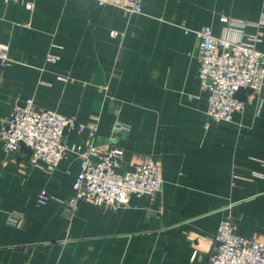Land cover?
<instances>
[{"label": "crops", "instance_id": "1", "mask_svg": "<svg viewBox=\"0 0 264 264\" xmlns=\"http://www.w3.org/2000/svg\"><path fill=\"white\" fill-rule=\"evenodd\" d=\"M221 17L244 23L241 40L264 51V0H142L141 13L96 0H0L11 58L0 66V128L13 103L32 98L95 124L93 134L68 131L67 143L103 146L114 134L122 169L152 155L163 181L121 209L80 200L69 210L77 155L48 171L0 142V264H206L223 215L264 242V177L254 175L264 174V84L244 89L243 109L225 121L207 113L198 77L197 30L239 37ZM41 190L48 200L36 205ZM11 211L16 223L5 221Z\"/></svg>", "mask_w": 264, "mask_h": 264}, {"label": "built area", "instance_id": "2", "mask_svg": "<svg viewBox=\"0 0 264 264\" xmlns=\"http://www.w3.org/2000/svg\"><path fill=\"white\" fill-rule=\"evenodd\" d=\"M96 1L101 5L116 6L127 13L142 12V0ZM220 19L225 23L227 33L232 30L239 37H230L225 32L216 35L210 26L197 30L198 77L201 87L208 92L207 113L217 119L231 121L233 113L244 107V100L236 92L263 87L264 51L241 40L244 23L227 17ZM247 37L254 42L257 34ZM57 58L58 55L52 53L46 56L49 61ZM10 62L6 45L0 46V66ZM114 127L121 129L122 125L117 122ZM86 128H90L93 134L95 124L38 107L32 98H27L23 105L12 104L0 128L1 149L5 154L21 150L25 154L26 166L41 165L48 171L55 169L68 154L77 155L79 169L73 180V193L64 202L69 210H73L80 200L117 210L128 204L132 194L148 195L162 189L163 181L154 156L149 155L131 169H122L123 150L117 145L114 134L103 146L90 140L66 142L68 131ZM254 175L264 177L260 173ZM47 200L48 195L41 190L35 203L42 205ZM20 218L19 213L11 211L6 214L5 221L16 223ZM237 223L238 220L229 215L219 218L206 264H264V242L238 234Z\"/></svg>", "mask_w": 264, "mask_h": 264}, {"label": "water", "instance_id": "3", "mask_svg": "<svg viewBox=\"0 0 264 264\" xmlns=\"http://www.w3.org/2000/svg\"><path fill=\"white\" fill-rule=\"evenodd\" d=\"M245 90H246V89H245ZM242 91H244V90H243V89H239V90L236 92V95H237L238 97H240Z\"/></svg>", "mask_w": 264, "mask_h": 264}]
</instances>
